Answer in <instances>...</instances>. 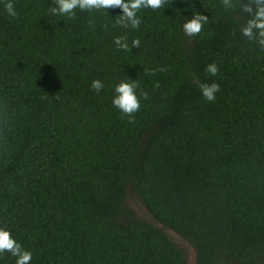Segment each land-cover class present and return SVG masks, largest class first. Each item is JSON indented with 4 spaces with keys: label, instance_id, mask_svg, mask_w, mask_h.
<instances>
[{
    "label": "trees",
    "instance_id": "obj_1",
    "mask_svg": "<svg viewBox=\"0 0 264 264\" xmlns=\"http://www.w3.org/2000/svg\"><path fill=\"white\" fill-rule=\"evenodd\" d=\"M179 238L264 264V0H0V264Z\"/></svg>",
    "mask_w": 264,
    "mask_h": 264
},
{
    "label": "rangeland",
    "instance_id": "obj_2",
    "mask_svg": "<svg viewBox=\"0 0 264 264\" xmlns=\"http://www.w3.org/2000/svg\"><path fill=\"white\" fill-rule=\"evenodd\" d=\"M129 201L134 208L139 209V201L137 199L129 198ZM179 239L180 244L188 253V264H195V253L193 248L188 243L184 242L181 238Z\"/></svg>",
    "mask_w": 264,
    "mask_h": 264
}]
</instances>
